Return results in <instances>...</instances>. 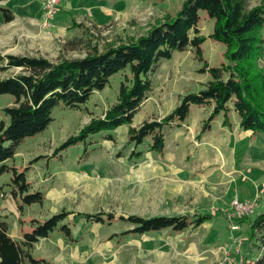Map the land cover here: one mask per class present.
<instances>
[{
  "label": "rangeland",
  "instance_id": "obj_1",
  "mask_svg": "<svg viewBox=\"0 0 264 264\" xmlns=\"http://www.w3.org/2000/svg\"><path fill=\"white\" fill-rule=\"evenodd\" d=\"M184 1L60 0L54 17L47 19L43 0L0 1V9L9 8L15 16L12 22L6 23L0 13V80L23 72L21 69L3 71L5 55L44 57L52 62L62 58L83 59L91 46L103 51L111 42L134 41L155 21L167 14L176 15ZM260 2L248 0L250 6ZM200 17V32L208 37L214 31L215 22L204 11L200 12ZM202 50L204 60L211 67H221L227 62L226 46L210 37ZM203 65L193 49L175 52L172 59L159 63L157 72L151 75L153 89L149 98L132 124H124L112 132L114 141L94 135L86 144L65 150L61 158L46 159L67 138L78 135L93 118L104 117L107 109L117 102L122 81L126 76L131 77L129 71H121L110 78L103 91L92 94L80 108L57 107L49 129L28 139L18 150L14 162L21 170L36 157L46 156L33 165L30 181L34 182L45 171L46 181L42 184L38 179L37 182L40 181L41 189L50 190L49 193L46 190L44 203L26 209L28 220L49 219L62 210L114 213L118 217H182L204 213H213L215 217L197 230L188 229L179 235L168 230L123 239L119 235L134 226L120 220L110 226L91 225L83 218L71 217L74 242L56 231L49 239L39 241L32 250L33 257L44 258L45 264H224L230 253L233 264H241V257L233 251L232 236H242L245 243L250 228L244 223L238 234H232L229 208L236 197L254 202L253 181L262 180L264 184V134L256 140L261 156L249 159L250 165L244 164L242 157L249 149L247 143L235 144L230 138L223 144L217 143L222 139L221 117L213 122L209 133L210 141L215 139L216 144L208 143V138L207 145L203 139L199 140L202 129L196 127L208 119L212 109L193 106L188 125L184 122L180 129L167 131L165 161L160 160L159 153L148 152L150 139L137 146V151H143L144 155L137 161L129 160L134 149L128 144L129 129L165 118L184 95L204 89L211 75L200 72ZM13 102L11 95H0V114ZM0 119L8 120L3 114ZM231 120L239 122L238 115L233 113ZM177 138L184 140L185 145L175 149ZM255 159L259 164L252 169ZM238 169L242 173L234 174ZM1 176L0 185L10 181L9 174ZM256 203L248 216L252 222L264 211V207L258 208ZM0 219L8 224L12 233L20 227L12 215ZM251 246L248 249L245 243L241 249L246 264L264 259V230L255 235Z\"/></svg>",
  "mask_w": 264,
  "mask_h": 264
},
{
  "label": "trees",
  "instance_id": "obj_2",
  "mask_svg": "<svg viewBox=\"0 0 264 264\" xmlns=\"http://www.w3.org/2000/svg\"><path fill=\"white\" fill-rule=\"evenodd\" d=\"M180 9L176 15L167 14L162 20L155 21L145 34L134 38V41L111 42L103 51L91 46L83 59L62 58L59 62H52L44 57L5 55L3 71L21 69L23 72L0 80V95L8 94L14 99L12 106L2 110L8 120L0 119V175H10V181L0 185L1 199L11 196L20 214L25 207L42 204L46 200V191L41 188L34 190L28 178L31 167L46 156L36 157L21 170L8 162L16 158L18 150L28 139L36 138L49 129L57 107L65 105L78 109L91 99L92 94L103 91L111 77L121 71H129L131 77L126 76L122 81L117 102L107 109L104 117L93 118L78 135L67 138L46 159L61 158L65 150L86 144L94 135H102L105 141H114L112 132L124 124H132L149 98L153 89L151 75L157 72L159 63L172 59L178 51H196L197 58L204 63L200 72H209L211 81L204 89L184 95L165 118L131 127L128 144L134 149L130 153V161H137L144 155L143 151H137V146L148 139L152 140L148 152L159 153L160 159L164 160L167 131L182 127L193 106L212 109L208 119L203 121L198 138L209 133L219 117L223 126L232 127L233 113L238 115L242 130L251 135L264 134V0L255 6H250L248 0H185ZM201 11L215 22L214 31L208 37L226 46L227 62L221 67H211L204 60L202 46L208 37H204L199 29ZM0 13L6 23L15 18L8 8H1ZM71 217L83 218L91 225L110 226L120 220L134 226L119 235L123 239L168 230L179 235L188 229L197 230L215 215L144 218L62 210L49 219H32L31 230L25 231L19 242L9 236L8 224L0 219V264L47 263L44 258L33 257L32 250L40 240L49 239L56 231L64 239L74 242ZM235 222L249 225V239L245 242L249 249L255 235L264 230V211L253 222L247 216L237 218ZM253 264H264V259Z\"/></svg>",
  "mask_w": 264,
  "mask_h": 264
},
{
  "label": "crops",
  "instance_id": "obj_3",
  "mask_svg": "<svg viewBox=\"0 0 264 264\" xmlns=\"http://www.w3.org/2000/svg\"><path fill=\"white\" fill-rule=\"evenodd\" d=\"M8 1V0H7ZM6 8V7H5ZM9 9V8H8ZM205 120H207V119H204V120H202V124H200V125H198L196 128H201L202 129V126H203V121H205ZM217 121V120H216ZM215 122V121H214ZM233 122V125H232V127H225V126H223V123L222 124H220L221 125V128H220V136L222 135V139L221 140H219V141H217V143H220V144H223V143H225L226 141H224L226 138L228 139V138H230V141H231V139L233 140V143H247L248 145H249V149L247 150V153L245 154V156L244 157H242V160H244L243 161V163L244 164H247V165H250V161H249V159H254L255 157H258L259 158V156H261L260 154H261V152L259 151V144L257 143L256 144V140H257V138H262V137H259V135H251V133H249V132H246V131H244V130H242V128L240 127V122H234V121H232ZM185 124H187L188 125V123H187V121L185 122ZM185 127H186V125H185ZM181 128V127H180ZM179 128V129H180ZM213 128V127H212ZM174 129V128H173ZM212 131V130H211ZM211 131H209V133H211ZM201 132V131H200ZM200 132H199V134L198 135H200ZM209 133H207V134H204V135H202L201 136V138H199V140H202L203 139V142L207 145V142H206V139L208 138V143L209 142H214L215 143V139L214 140H212V141H210V135H209ZM209 135V136H208ZM216 136V135H215ZM261 136V135H260ZM217 137V136H216ZM235 138H236V141H234L235 140ZM176 148L175 149H177V148H180V146H184L185 144H184V140H181V139H179V138H177L176 140ZM229 141V142H230ZM216 144V143H215ZM166 146H167V141H166ZM18 155V154H17ZM16 160V158L14 159V160H12V161H9L8 162V164L9 165H16V163L14 162ZM161 160V159H160ZM165 161V160H164ZM255 162L253 163V166H252V169H254L255 167H257V166H255V165H258L259 163H258V161L255 159L254 160ZM249 162V163H248ZM261 165H263V164H261ZM264 166V165H263ZM33 167L34 166H32L31 167V169L29 170L30 172L28 173V178H29V181L31 180V177H30V175H31V173H32V170H33ZM260 170H262V169H260ZM263 170H264V168H263ZM225 173V172H224ZM238 173H242V170H240V169H238V171H235V173L234 174H238ZM45 174H46V172L45 171H43V173L41 172V175H38V177L36 178V180L34 181V182H32V181H30L31 183H32V185H33V187H34V190H37L38 188H41V186L40 185H38L39 184V182L40 181H42V184L46 181V179H45ZM263 174H264V171H263ZM213 175V174H212ZM211 176V175H210ZM210 176H209V179H210ZM220 177H223L222 175H220ZM2 178V176L0 177V179ZM191 178H192V176H191ZM193 178H195V176H193ZM205 178H208L207 177V175H206V177ZM40 180L39 182H37V180ZM204 180H206V179H204ZM223 180H224V178H223ZM260 181H261V183H260ZM221 183H223V182H220V184ZM253 183H255L254 184V191H255V195H254V199H253V201H258L256 204H257V206L256 207H258V208H261L262 209V207H264V184H262V180H257V181H253ZM42 190H44V189H42ZM47 190V189H46ZM46 190H44V191H46ZM50 190V189H49ZM49 190H47V192L49 191ZM49 193V192H48ZM48 193H47V195H48ZM1 199V198H0ZM48 199V198H47ZM241 199V198H240ZM2 200V204L0 205L1 207H0V217L1 218H3V217H7V219L9 218V216L10 215H12L13 217H15L16 219H17V221L20 223V227H18V229L17 228H15V231H14V233H12L11 232V230H9V236H11L12 237V239L13 240H15V241H17V242H19L20 240H21V238L23 237V232L24 231H30L31 229V223H30V221L31 220H28L27 218H26V214H25V212H26V209L27 208H29V206L28 207H25L24 208V212H23V214L24 215H22V214H20L19 213V211H18V206H17V204H16V202H15V200H13L12 198H11V196H9L7 199H1ZM242 200V199H241ZM243 201H245V200H243ZM44 205V204H43ZM34 206V205H33ZM24 219V220H23Z\"/></svg>",
  "mask_w": 264,
  "mask_h": 264
},
{
  "label": "built area",
  "instance_id": "obj_4",
  "mask_svg": "<svg viewBox=\"0 0 264 264\" xmlns=\"http://www.w3.org/2000/svg\"><path fill=\"white\" fill-rule=\"evenodd\" d=\"M60 0H43V12H45V19L52 18L55 15V8L59 4ZM48 21V20H47ZM47 21H45V24H47ZM254 202L249 201H243L240 199V197H236L230 206L228 220L230 223V229L232 234H238L241 231V224L235 222V219L243 217V216H249L253 213L255 208ZM233 239V251L241 257V264H244V253L241 251L242 247L244 246V241L242 236H232ZM232 254L227 253V256L224 260V264H233L235 261L231 257ZM253 264V262H251Z\"/></svg>",
  "mask_w": 264,
  "mask_h": 264
}]
</instances>
